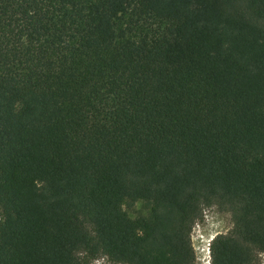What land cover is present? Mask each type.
<instances>
[{"label":"trees","instance_id":"trees-1","mask_svg":"<svg viewBox=\"0 0 264 264\" xmlns=\"http://www.w3.org/2000/svg\"><path fill=\"white\" fill-rule=\"evenodd\" d=\"M264 254V0H0V264Z\"/></svg>","mask_w":264,"mask_h":264},{"label":"rangeland","instance_id":"rangeland-1","mask_svg":"<svg viewBox=\"0 0 264 264\" xmlns=\"http://www.w3.org/2000/svg\"><path fill=\"white\" fill-rule=\"evenodd\" d=\"M231 228L230 216L216 206L207 207L202 218L193 226L191 242L195 252L196 264H211V256L205 258L204 251L208 243L218 234H225ZM259 264H264V254H259ZM94 264H112L106 258H100Z\"/></svg>","mask_w":264,"mask_h":264},{"label":"built area","instance_id":"built-area-1","mask_svg":"<svg viewBox=\"0 0 264 264\" xmlns=\"http://www.w3.org/2000/svg\"><path fill=\"white\" fill-rule=\"evenodd\" d=\"M210 244L211 243H208L207 246H206V250L204 251V256L205 258H209L211 256V251H210Z\"/></svg>","mask_w":264,"mask_h":264}]
</instances>
